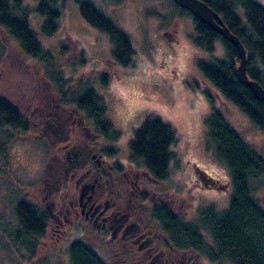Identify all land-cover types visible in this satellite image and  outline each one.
Returning a JSON list of instances; mask_svg holds the SVG:
<instances>
[{
  "label": "rangeland",
  "instance_id": "rangeland-1",
  "mask_svg": "<svg viewBox=\"0 0 264 264\" xmlns=\"http://www.w3.org/2000/svg\"><path fill=\"white\" fill-rule=\"evenodd\" d=\"M78 1L55 0L57 6L62 8V19L60 28L52 35H45L41 31L42 16L32 10L37 0L23 1V6H30L27 14L29 27L50 54V64L49 61L46 63L43 59L26 54L19 41L0 25V94L33 117L34 104L41 95L47 97L46 102L43 101L44 108H50L47 103H51L55 92V80L50 77V71L58 72L59 80H66L65 88L70 91L76 87V83L87 78L107 104V115L114 129L109 137L118 136V139L128 141L132 129L148 113L158 114L175 127L178 141L172 148L177 160L170 165L166 184L174 186L176 178L172 171L180 167L185 172L180 182L186 186L192 176L193 164L224 183L225 189H206L198 197L186 194L184 205L179 211L184 219H193L196 209L207 204L218 209L226 207L232 191L229 170L205 145L203 117L212 106L217 108L263 155L264 131L235 104L225 99L195 66L196 58L209 53L196 47L191 39L192 15L177 12L171 0H90L124 29L131 40L134 64L121 67L109 57L110 43L107 36L80 15ZM257 1L264 5V0ZM173 38L177 41L171 47L169 42H174ZM62 40H66L71 49L75 47V42V53L61 52L59 44ZM77 48L83 51L85 63L77 61V58H81ZM212 54H222L221 47ZM104 71L111 73L106 86L101 85L97 77ZM205 90L209 91L211 101L204 94ZM66 107L70 108L68 105ZM31 119L36 120L34 117ZM29 125H32L31 121ZM17 133L16 140L4 150L0 149V189L4 191L7 187L12 191L11 195L5 196L6 192L0 195V205L7 206L8 211L14 210L17 197L23 196V181L33 168L32 159L21 152L23 147L18 148L24 143L19 141L29 140L32 146L30 142L35 140L33 136L36 137L39 132L33 125L23 134ZM10 134V129L0 128V145L6 142ZM10 168L18 181L15 184L8 180ZM252 189L257 201L264 207V174L252 183ZM171 191L176 193L173 189ZM167 199L170 201L171 197ZM173 204L174 209H179L176 199ZM184 209L186 212H183ZM2 247L0 264H12ZM62 248L61 261L69 264L67 243ZM219 264L230 263L225 261Z\"/></svg>",
  "mask_w": 264,
  "mask_h": 264
},
{
  "label": "trees",
  "instance_id": "trees-1",
  "mask_svg": "<svg viewBox=\"0 0 264 264\" xmlns=\"http://www.w3.org/2000/svg\"><path fill=\"white\" fill-rule=\"evenodd\" d=\"M23 1L0 0V25L19 41L26 53L50 64V54L29 27L27 14L30 6H23ZM171 1L177 7V12L192 15ZM203 1L239 37L245 47L246 72L264 88V5L257 0ZM32 10L42 16L41 31L45 35H52L60 28L62 8L57 6L55 0H37ZM78 10L88 24L107 36L109 57L121 67L132 66L134 48L126 31L90 0H79ZM192 18L191 39L196 47L209 53L196 58L195 66L225 99L235 104L264 131V103L237 79L239 58L236 47L198 18L193 15ZM73 45L76 47L75 42ZM75 47L71 49L66 40L59 44L61 52L65 53H75ZM218 47H221L222 54H212ZM77 49L81 57L77 61L85 63L83 51ZM50 72V77L55 80L54 94L58 95L61 104L74 105L83 110L85 119L106 135L114 133L112 121L107 115V104L90 80L85 78L79 81L70 91L65 88L67 81L59 80L58 72ZM110 74L108 71L99 73V83L106 86ZM203 92L211 101L209 91ZM29 124V120L14 104L0 96V128L25 130ZM203 127L206 147L229 170L232 191L227 206L218 209L212 204L204 205L196 209L193 219L186 220L173 209L168 210V205L161 202L156 217L175 245L193 247L211 261L264 264V207L257 201L252 189V183L264 174V155L213 106L203 117ZM177 141L176 129L170 122L158 114L148 113L132 129L127 145L151 175L164 180L170 174L171 163L177 160L172 148ZM1 146L0 149L3 148ZM25 206L29 204L24 200L15 202L18 211ZM22 215L19 213L20 217ZM68 251L71 264H103L92 250L79 243H72Z\"/></svg>",
  "mask_w": 264,
  "mask_h": 264
},
{
  "label": "flooded vegetation",
  "instance_id": "flooded-vegetation-1",
  "mask_svg": "<svg viewBox=\"0 0 264 264\" xmlns=\"http://www.w3.org/2000/svg\"><path fill=\"white\" fill-rule=\"evenodd\" d=\"M173 40L171 47L176 45L177 39ZM52 95L49 110L43 106L46 95L34 104V121L0 94L32 123L25 130L10 128L12 134L1 146L3 150L21 136L17 132L23 134L33 125L39 132L32 146L28 139L18 146L33 163L23 181V196L17 197L29 206L18 211L14 204V210L8 211L0 205V246L8 260L12 264H64L60 253L67 243L71 264L68 249L79 243L103 264H219L193 247L175 245L156 212L163 202L181 216L186 194L198 197L206 189H225L224 183L193 164L186 186L180 182L185 173L180 167L172 171L174 186L166 184V179L151 175L129 151V140L109 137L85 119L83 110L74 105L68 108L58 95ZM9 173L8 180L17 183L12 168ZM11 193L7 187L0 189V195ZM175 199L179 209L173 207Z\"/></svg>",
  "mask_w": 264,
  "mask_h": 264
},
{
  "label": "water",
  "instance_id": "water-1",
  "mask_svg": "<svg viewBox=\"0 0 264 264\" xmlns=\"http://www.w3.org/2000/svg\"><path fill=\"white\" fill-rule=\"evenodd\" d=\"M179 7L188 10L194 17L207 24L211 29L231 42L237 50L239 58L236 76L240 84L249 88L252 95L264 103V88L261 84L248 76L246 72L245 47L239 37L231 32L220 16L203 0H173Z\"/></svg>",
  "mask_w": 264,
  "mask_h": 264
}]
</instances>
